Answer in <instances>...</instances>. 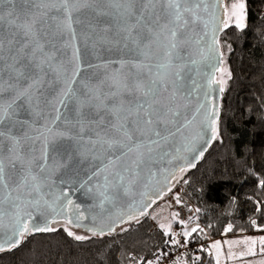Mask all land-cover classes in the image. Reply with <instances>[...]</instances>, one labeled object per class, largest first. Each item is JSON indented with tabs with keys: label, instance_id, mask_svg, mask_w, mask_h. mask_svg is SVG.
Masks as SVG:
<instances>
[{
	"label": "water",
	"instance_id": "obj_1",
	"mask_svg": "<svg viewBox=\"0 0 264 264\" xmlns=\"http://www.w3.org/2000/svg\"><path fill=\"white\" fill-rule=\"evenodd\" d=\"M34 2L12 0L11 4L0 5V14L5 16L4 20H0V107L8 112L0 122V133H3L0 136V158L5 166L4 182L0 184V213H3L0 224L4 228L0 231H8L14 223L13 202H24L22 207L31 213V224L41 227L45 223L51 227L65 225L88 234H92L90 230L99 232L103 229L105 233L112 229V233L136 222L129 220L132 215L137 216L138 220L147 216L150 209L170 194L186 173L194 168L191 165L199 162L202 158L200 152L204 155L209 148L213 140L211 127L204 121L202 113L206 107L208 111L217 112L212 119L218 120L220 85L210 84L209 79L217 75L212 63L222 57L220 46L216 45V59L211 63L199 61L198 56L193 57L199 62L189 64L182 71V84L174 96L171 88L163 93L165 104L169 103L170 98L172 100L170 107L173 115L169 117L167 126H159L162 132L159 143H151L157 137L151 136L149 139L150 134L141 135L136 131L134 135L143 140L145 147L138 153L123 155L124 150L118 143L111 147L108 143L124 139L112 127L117 123L116 117L104 109L79 108L76 96L65 93L69 91V82L77 96L89 90L102 96L110 90L117 91L113 78L126 72L128 69L125 65L136 61L137 57L123 47V42L109 44L104 41L93 47L92 42L84 39V34L94 33L99 37L108 29L107 35L118 39L124 34L121 29L125 26L126 17L110 0H101L99 5L74 13V17L78 16L84 23L74 25L75 38L70 39L65 35L60 40L54 36L55 28L45 16L43 25H37L42 27L38 38L44 44V52L54 55L52 67L46 63L41 71L35 64L43 58V54L37 53V59L30 61L25 53L31 49L20 51L23 33L18 25L30 21L37 12L33 7ZM205 2L212 6L210 13H201L208 28L205 29L204 23H199L196 33L208 31L211 36V30L215 27L219 29L215 33L219 39L226 18L225 1ZM9 11L11 16L7 15ZM13 20L15 23L10 24L9 21ZM89 24L91 27H87ZM65 41L68 42L67 46H62ZM54 45L61 50L56 51ZM26 64L27 68L24 67ZM21 71L26 75H19ZM36 75H39L41 82L30 90L31 98L19 96L32 84L27 77ZM80 98L83 99L82 96ZM121 102L123 110L120 115L128 116L127 109H134L137 102L135 94L121 92L105 101L109 107ZM78 110L86 117L82 132L77 123L81 119ZM57 115L60 117L58 120L55 119ZM133 118L128 116L129 121ZM128 126L130 130L133 127L131 124ZM49 129L67 131L70 136L51 141ZM46 139L54 143L55 151L49 147L44 152ZM14 141H18L17 153L24 161H34L32 172L40 180L39 192L31 196L16 190L21 165L17 162L13 168L8 163L13 156L10 149ZM41 164H46L43 171L39 168ZM181 168L185 171L181 172ZM34 199H39V206L27 207V201ZM141 212L145 214L141 215ZM24 219L28 217L24 216ZM67 221L72 223L68 224Z\"/></svg>",
	"mask_w": 264,
	"mask_h": 264
},
{
	"label": "trees",
	"instance_id": "obj_2",
	"mask_svg": "<svg viewBox=\"0 0 264 264\" xmlns=\"http://www.w3.org/2000/svg\"><path fill=\"white\" fill-rule=\"evenodd\" d=\"M244 3L245 28L228 25L218 39L231 75L220 95L217 139L177 186L197 224L187 238L179 235L187 246L180 264H191L200 244L209 251L210 240L222 235L264 233V0ZM53 227L0 253V264H156L179 237L155 227L149 215L103 236ZM65 227L87 239L76 241ZM195 264L216 262L210 254Z\"/></svg>",
	"mask_w": 264,
	"mask_h": 264
},
{
	"label": "snow or ice",
	"instance_id": "obj_3",
	"mask_svg": "<svg viewBox=\"0 0 264 264\" xmlns=\"http://www.w3.org/2000/svg\"><path fill=\"white\" fill-rule=\"evenodd\" d=\"M116 8L120 9L126 17L125 26L121 29L124 34L118 39L110 38L107 33L108 29L104 30V34L96 37L94 33H85L84 39L90 41L93 47L96 44H100L107 41L109 44H120L123 42V47L128 49L129 53L137 57V60L125 65L127 67L126 72H121L119 77H114V86L116 92L111 90L107 95H100L94 90L84 91L80 93V96L76 95V92L71 89V82H69V91L65 93L68 96H76L79 108H88L99 111L104 109L109 114L116 117L117 123L112 125L118 133L123 136V140L109 141V146L114 144L124 150L123 155L133 152H139L142 147H145L143 140L135 136L136 131L141 132V135L150 134L155 136L157 140H151L152 144H158L159 139L162 138V132L159 128L160 125H165L170 122L169 117L173 115L170 104L163 102V93L169 88L173 89V96L176 91H179V86L182 84L181 74L182 71L188 67L189 64L196 65L199 61H208L211 63L216 59V53L218 51L216 45L219 44V40L215 33L219 30L215 27L212 28V35L209 36L208 31H204L203 34L196 33V26L199 23H204L205 29L208 28V23L203 20L201 13H210L211 4L206 3L205 0H110ZM11 4L12 0H0V5ZM101 0H35L33 7L37 9V12L33 14L30 21H26L22 25H18L23 33V41L21 43L20 51L24 52L25 49H31L30 52L25 53L30 61L37 59V53L43 54V58L39 59L35 67L43 70L42 66L48 64L52 67L51 60L54 53H45L44 44L40 42L38 33L42 31V27H37L38 24L43 25L44 18L47 16L48 21L55 28L54 36L60 40H63L65 35H68L70 39L76 37V28L74 25L83 24L78 16L74 17V13L80 12L84 8L92 7L93 5H99ZM159 8V10H157ZM233 15L236 23L235 27L238 29L245 28V3L240 0L239 3L233 5ZM47 10V11H43ZM55 13V15H48V13ZM8 16L12 13L9 11ZM5 16L0 14V20H4ZM134 21V22H132ZM10 24H14L15 21H9ZM228 27L227 22L223 25ZM91 27V25H87ZM67 41L62 46H67ZM56 51H60V47L53 46ZM199 57V61L193 57ZM224 61L221 57L216 63H212V67L216 73L220 74L219 78L212 77L209 79V83L219 84V91H224L225 76H230L223 67ZM25 68L28 65H24ZM54 71L56 69H53ZM19 75H26L24 72H19ZM28 79L32 80V84H29L28 88H25L19 96H25L31 98V92L36 85L41 82L39 75L28 76ZM110 89L112 85L109 86ZM121 92H129L135 94L134 109L128 108V116L134 118L129 121L128 116L121 117L120 113L123 110L122 102L120 104H113L109 107L105 101L109 98H115ZM190 94V93H189ZM19 96L17 98H19ZM131 103V101L129 102ZM11 107V105H9ZM8 115L7 109L0 107V122ZM81 119L77 121L80 124V131L84 130V120L86 117L83 113L79 112ZM204 121L208 122L211 127V139H217V121L212 119L217 115L215 111L205 110L202 113ZM55 119H60L59 115ZM129 124L133 127L129 128ZM144 127H141V126ZM3 133H0L2 136ZM49 135L51 141L60 137L70 136L67 131H52L49 129ZM18 141L13 142V148L10 149L13 152V156L9 158L8 163L13 168L16 167L17 162L21 167L19 170V180L17 182V191H23L26 195L31 196L33 193H38L41 187L39 177L32 172L33 160L24 161V158L17 153L16 145ZM52 148L55 151L54 143H50L48 139L44 141V152L46 153ZM2 155V154H0ZM203 156V152L199 154ZM46 159V157L42 156ZM138 163V161L136 162ZM27 164V167H25ZM195 167V165H191ZM41 171L46 168V164L39 165ZM181 172L185 169L181 168ZM5 176V166L3 159L0 158V184H3ZM123 179V176H120ZM264 186V181H260ZM21 203L13 202L12 207L15 209L13 213L14 223L8 229V231H0V253L5 251H12L19 248L21 244L27 239L29 235L37 232H54L56 229L49 226L47 223L44 226H37L31 224V213L27 212L25 207H22ZM39 199L27 201V207L39 206ZM71 204V201H68ZM155 203V201H153ZM179 203V200H177ZM145 213L141 212V215ZM177 214H174V216ZM3 213H0V217ZM24 216L28 219L25 220ZM82 218V217H81ZM129 220H136L139 222L138 217L132 215ZM71 224L72 221H67ZM254 223V222H253ZM230 227V226H229ZM4 228L3 224H0V230ZM65 232L69 237H73L76 241H84L87 237L83 235L74 234L73 231L65 227ZM92 234L94 236L105 235L103 229L99 232L94 230ZM112 229H110V232ZM197 228L193 227L191 232L185 231L183 235L185 238L196 232ZM109 232V234H110ZM173 244L178 243L175 239L172 240ZM252 243H255L254 241ZM260 243L264 245V237L261 238Z\"/></svg>",
	"mask_w": 264,
	"mask_h": 264
},
{
	"label": "rangeland",
	"instance_id": "obj_4",
	"mask_svg": "<svg viewBox=\"0 0 264 264\" xmlns=\"http://www.w3.org/2000/svg\"><path fill=\"white\" fill-rule=\"evenodd\" d=\"M224 1L225 22L228 25L235 26L233 5L239 3L240 0ZM219 76L220 74L216 75L217 78ZM177 200H179V203H177ZM191 213H195L194 208L184 199L180 188L176 187L162 201L155 204L148 215L154 222L155 227L161 228L172 235L184 236L185 231L191 232L193 227H197ZM174 214L177 215L174 216ZM74 234L83 235L77 232H74ZM262 237H264V233L222 235L221 238L209 244L208 248L217 264H264V245L260 243ZM253 241L255 243H252Z\"/></svg>",
	"mask_w": 264,
	"mask_h": 264
},
{
	"label": "built area",
	"instance_id": "obj_5",
	"mask_svg": "<svg viewBox=\"0 0 264 264\" xmlns=\"http://www.w3.org/2000/svg\"><path fill=\"white\" fill-rule=\"evenodd\" d=\"M176 241H178V243L173 244L170 252L163 255L156 264H180L182 252L187 246L186 241L181 236L177 237ZM198 247L199 248L192 253L191 264H195V262L199 261L201 255H210L203 244H200Z\"/></svg>",
	"mask_w": 264,
	"mask_h": 264
},
{
	"label": "crops",
	"instance_id": "obj_6",
	"mask_svg": "<svg viewBox=\"0 0 264 264\" xmlns=\"http://www.w3.org/2000/svg\"><path fill=\"white\" fill-rule=\"evenodd\" d=\"M214 240H212L209 244H211L212 242H213ZM214 258V257H213ZM215 260V259H214ZM215 262H216V260H215ZM217 264V263H216Z\"/></svg>",
	"mask_w": 264,
	"mask_h": 264
}]
</instances>
